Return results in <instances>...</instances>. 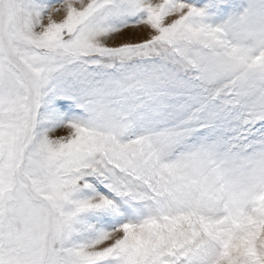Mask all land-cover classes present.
I'll list each match as a JSON object with an SVG mask.
<instances>
[{"label": "snow or ice", "instance_id": "6c2138e0", "mask_svg": "<svg viewBox=\"0 0 264 264\" xmlns=\"http://www.w3.org/2000/svg\"><path fill=\"white\" fill-rule=\"evenodd\" d=\"M0 264H264V0H0Z\"/></svg>", "mask_w": 264, "mask_h": 264}]
</instances>
